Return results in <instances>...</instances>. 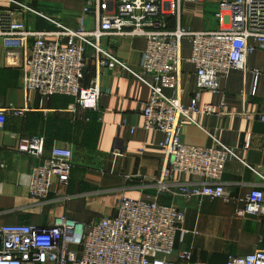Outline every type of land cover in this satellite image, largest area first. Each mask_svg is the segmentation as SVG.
<instances>
[{"label": "built area", "instance_id": "obj_1", "mask_svg": "<svg viewBox=\"0 0 264 264\" xmlns=\"http://www.w3.org/2000/svg\"><path fill=\"white\" fill-rule=\"evenodd\" d=\"M202 0H87L77 28H71L29 6L15 2L12 10L0 9V39L10 66L23 71L24 88L36 92L44 103L55 96L71 97L69 111L98 112L103 91L101 69H122L150 88L143 116L147 132L163 135L160 147L166 157L160 185L173 176L187 175L192 185H181L178 195L186 200L226 199L223 175L227 162L239 156L215 139L212 147L186 145L181 138L182 121L199 125L198 119L220 114L225 106H200L204 92L222 93V82L231 71L253 76L254 89L259 69H249L248 57L264 49V0H220L216 31L196 32L180 26L182 5ZM33 13L56 26L54 32H40L28 25ZM175 16L178 27L167 20ZM110 37H140L146 40L141 71L129 68L103 48ZM190 45L188 62L194 67L197 91L188 105L182 102L178 82L174 94H166L161 83L181 77L184 43ZM90 51L92 54L89 55ZM96 75L85 84L90 60ZM29 107L0 108V145L10 116L24 118ZM264 122V113L258 115ZM19 153L44 156V137L18 135ZM249 147V144L246 145ZM73 151L55 146L49 158L33 168L30 198L40 204L49 201L53 187H68L73 171ZM237 216L264 218V189L256 188L243 200ZM185 214L177 207L155 200H136L121 195L116 214L94 223H81L67 216L53 225L11 224L0 226V264H176L172 260L178 233L185 234ZM180 259L192 263L185 251ZM227 264H264V250L232 256Z\"/></svg>", "mask_w": 264, "mask_h": 264}, {"label": "crops", "instance_id": "obj_2", "mask_svg": "<svg viewBox=\"0 0 264 264\" xmlns=\"http://www.w3.org/2000/svg\"><path fill=\"white\" fill-rule=\"evenodd\" d=\"M15 2L71 28H77L87 0H0V9L12 10ZM220 1L217 2V10ZM181 23L196 32L216 31L219 23L205 14L195 12ZM31 14V15H30ZM30 15V16H29ZM26 19L36 22L37 31L57 29L45 18L28 13ZM172 29L178 27L175 16H168ZM146 40L136 37H110L102 41L103 48L134 71H141ZM0 39V108L29 107L24 118L10 116L0 145V226L11 224L47 227L62 216L81 223H94L116 214L121 195L136 200H155L175 206L186 216L184 229L178 233L172 260L187 264L180 254H192V263L227 264L232 256H245L264 250V218L239 217L237 210L243 200L256 188L264 189V75L254 89L253 76L233 70L222 82V93L204 92L201 108L220 106V114L198 119L199 125L182 121L181 138L186 145L212 147L215 139L230 147L239 158H231L223 175L226 199L186 200L178 195L181 185H192L187 175H177L161 186L166 152L160 147L163 135L144 129V108L149 101L150 88L134 75L122 69H101L100 84L103 97L98 112L73 114L75 102L71 97H52L44 103L36 92L24 88L21 68L8 64ZM92 54L90 51L89 55ZM190 45L184 43V63L181 77L171 76L161 83L162 90L172 95L178 82L182 102L188 105L196 88L194 67L188 62ZM248 68L264 73V49L260 48L247 60ZM91 59L85 76L90 82L96 75ZM18 135L44 137L46 147L42 158L18 152ZM249 144L247 148L246 145ZM73 151V171L68 187L55 185L45 204L29 196L31 173L43 164L55 147ZM115 195L114 200L111 196ZM100 211V212H99Z\"/></svg>", "mask_w": 264, "mask_h": 264}, {"label": "rangeland", "instance_id": "obj_3", "mask_svg": "<svg viewBox=\"0 0 264 264\" xmlns=\"http://www.w3.org/2000/svg\"><path fill=\"white\" fill-rule=\"evenodd\" d=\"M218 1H220V0H202V1H200L198 3H194L192 5H186L184 7V18H187L189 16V14H193L195 12L200 11V13L205 14L209 19H214V14L216 13V10H217V2ZM26 20L29 23L28 25L32 26L35 30H37L36 22L34 23L33 21H30L28 19H26ZM51 25H53V24H51ZM53 26L56 28L55 25H53ZM65 26H67V25H65ZM67 27H69V26H67ZM111 197H112L111 198L112 200L116 199L115 195H113Z\"/></svg>", "mask_w": 264, "mask_h": 264}, {"label": "trees", "instance_id": "obj_4", "mask_svg": "<svg viewBox=\"0 0 264 264\" xmlns=\"http://www.w3.org/2000/svg\"><path fill=\"white\" fill-rule=\"evenodd\" d=\"M87 69H88V67H87ZM87 69H86V72H85V76H86V73H87ZM85 84H88V82H86V79H85ZM55 97H57V96H55ZM63 97H65V96H63Z\"/></svg>", "mask_w": 264, "mask_h": 264}]
</instances>
